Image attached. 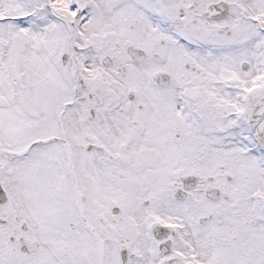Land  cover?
Masks as SVG:
<instances>
[{"label":"snow or ice","instance_id":"1","mask_svg":"<svg viewBox=\"0 0 264 264\" xmlns=\"http://www.w3.org/2000/svg\"><path fill=\"white\" fill-rule=\"evenodd\" d=\"M0 264H264V0H0Z\"/></svg>","mask_w":264,"mask_h":264}]
</instances>
